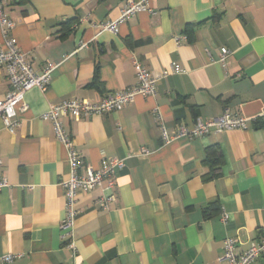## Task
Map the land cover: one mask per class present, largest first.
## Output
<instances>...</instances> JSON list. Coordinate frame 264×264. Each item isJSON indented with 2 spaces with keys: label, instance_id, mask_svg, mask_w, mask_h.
I'll return each instance as SVG.
<instances>
[{
  "label": "crops",
  "instance_id": "crops-1",
  "mask_svg": "<svg viewBox=\"0 0 264 264\" xmlns=\"http://www.w3.org/2000/svg\"><path fill=\"white\" fill-rule=\"evenodd\" d=\"M126 1L4 4L36 72L57 64L47 91L27 93L28 110L14 132L0 119V179L7 181L0 258L17 256L9 264H225L227 238L243 253L264 237V0H149L152 11L120 23L119 33L102 30L120 19ZM222 48L230 51L225 67ZM134 61L154 74L173 64L183 72L161 80L156 97H136L120 111L59 119L82 160L79 174L106 158L126 159L108 209L97 204L111 194L106 183L78 193L72 248L61 228L69 149L42 116L64 101L99 103L134 87ZM9 90L0 67V100ZM226 109L246 118L247 129L162 138L161 123L173 137ZM212 147L223 163L219 177L206 180ZM254 264H264V256Z\"/></svg>",
  "mask_w": 264,
  "mask_h": 264
},
{
  "label": "built area",
  "instance_id": "built-area-1",
  "mask_svg": "<svg viewBox=\"0 0 264 264\" xmlns=\"http://www.w3.org/2000/svg\"><path fill=\"white\" fill-rule=\"evenodd\" d=\"M13 0H0V31L3 42L0 44V67L6 72V78L10 85V90L6 97L0 100V119L6 129L14 132L19 126L18 115L28 110L26 103L27 93L38 88L41 91H47L51 83V75L57 68V64L48 63L42 73H37L34 63L28 59L26 54L21 51L17 39L13 36L15 28L14 21L4 11V4ZM152 11L149 7V0L136 2L127 0L119 20L111 21L100 25V28L113 34L119 33V24L127 19L135 17L142 11ZM177 41L179 38L176 39ZM81 47H85L82 45ZM230 56V51L226 48L221 49L219 62L225 67ZM136 80L134 87L127 90L118 91L115 94L108 95L99 103H91L86 100L64 101L60 104L50 107L49 111L43 114L42 119L52 121L58 140L69 149L71 177L62 185L65 189L67 200V215L62 221L61 228L64 231V239L70 241V247H74V228L78 211L76 209L77 195L80 191H90L95 188H102L106 183L105 190L111 192L109 196L103 195L97 204L104 209L116 202L114 188L118 172L126 168V159L106 158L97 169L87 168L86 174H79L82 160L74 150L73 141L67 136L59 119L61 117H71L81 119L94 115H104L114 111H120L124 105L134 100L136 97H156L158 84L161 80L171 74H180L183 72L178 64H173L170 71H164L154 74L137 61ZM162 138L166 143L173 139H193L206 136L215 131L221 133L230 130L247 129L246 118L232 114L230 109H226L221 117L203 121L199 119L193 128L181 127L179 132L171 137L168 135L166 127L161 123ZM146 149H142V154L148 155ZM2 159H0V166ZM7 186L6 179H0V191ZM223 221H227V216H223ZM238 240L227 238L225 240V252L221 259L225 264H254V262L264 256V237L259 241L252 242L249 248L243 252H237ZM17 258L14 255H7L0 258V264H9Z\"/></svg>",
  "mask_w": 264,
  "mask_h": 264
},
{
  "label": "trees",
  "instance_id": "trees-1",
  "mask_svg": "<svg viewBox=\"0 0 264 264\" xmlns=\"http://www.w3.org/2000/svg\"><path fill=\"white\" fill-rule=\"evenodd\" d=\"M69 24H71V21L65 24V26ZM206 162L207 164L210 165L213 171L212 175L206 178V180L219 177L220 175L219 171H220L223 161H222V156L220 154V151L216 147H212V149H209Z\"/></svg>",
  "mask_w": 264,
  "mask_h": 264
}]
</instances>
